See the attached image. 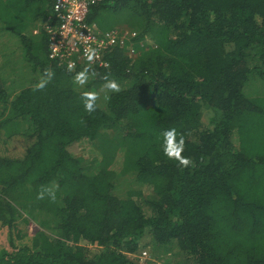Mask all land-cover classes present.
I'll return each instance as SVG.
<instances>
[{"label":"trees","instance_id":"1","mask_svg":"<svg viewBox=\"0 0 264 264\" xmlns=\"http://www.w3.org/2000/svg\"><path fill=\"white\" fill-rule=\"evenodd\" d=\"M54 2L0 0V32L37 74L10 92L0 76V141L25 143L0 150V264H139L149 239L173 258L162 263L264 264V94L244 90L264 79V0H90L87 22L119 30L102 20L125 11L135 35L90 65L85 89L73 78L87 64L50 57ZM46 68L52 80L34 91ZM105 76L120 91L88 113L81 94ZM173 128L188 167L164 155ZM82 141L100 158L71 152ZM123 174L150 192L121 196ZM42 188L55 201L37 199Z\"/></svg>","mask_w":264,"mask_h":264},{"label":"rangeland","instance_id":"2","mask_svg":"<svg viewBox=\"0 0 264 264\" xmlns=\"http://www.w3.org/2000/svg\"><path fill=\"white\" fill-rule=\"evenodd\" d=\"M125 16H128V14L125 11L123 12L107 11V14L106 16H104L102 22L106 25L116 24L119 25L120 28L122 29H127L129 28V26H127L128 25L127 22L124 21ZM0 53L2 55L0 56V76L6 79L9 92L14 85H16V89L18 90L21 85L25 86L31 83L35 79V76L37 74L34 73L28 66L29 64L27 62L25 63L24 60L22 59L21 57L22 53L20 51L18 38L14 36L12 33L5 32L2 34V32H0ZM250 76L252 77L253 75ZM262 79L263 78H259L257 76L255 78L253 76L252 79L247 81V84L244 89L245 92L254 96L263 95L264 79L263 80ZM87 83L84 86H80L75 83V86L79 89H85ZM87 90L91 91L90 88ZM92 92H96L98 94L99 98L97 99L96 102L101 106V108H104L110 91L105 89L102 85L100 87H97L95 90H92ZM203 121L205 124L208 122V118L206 114H204L203 116ZM1 139H2L0 141L1 153H5L10 157L11 155L21 153L24 149L25 143L21 140V138L14 139V138H6L5 136H2ZM70 150L74 154L78 156H82L84 157V159L88 161L92 160L93 158H97V159L100 158L98 151L88 141L78 142L74 144ZM117 162L118 163L120 162V158L117 159ZM117 170L119 171L120 169ZM129 189L132 190L141 189L145 193L150 192V190L147 189L145 186H140L139 183L132 182V177L130 178V176L128 177L127 175L123 174L118 178L117 191L121 196H124L128 193ZM28 226H29V230L35 228V224L31 222L29 223ZM2 246L8 247L7 229L4 227L0 228V247ZM88 247L90 250H93L95 248V246L92 245H89ZM143 248H145V250H147V252L150 253L152 258H168V257L172 258L171 255H169L168 253H164V251L161 248L155 246L150 239H149V243L146 242V246ZM173 251L175 252V249H173L172 252ZM136 254L138 255L139 252H137ZM132 258H135L137 260L136 256L133 257L132 255Z\"/></svg>","mask_w":264,"mask_h":264},{"label":"built area","instance_id":"3","mask_svg":"<svg viewBox=\"0 0 264 264\" xmlns=\"http://www.w3.org/2000/svg\"><path fill=\"white\" fill-rule=\"evenodd\" d=\"M89 4L90 0H55L53 13L56 21L52 25L48 20L46 24L50 57L56 58L59 63H65L68 68L72 64V70L76 69L78 63L89 65L84 56L86 48L96 49L98 52L91 65L107 66L108 63L104 61L107 50L114 45L122 46L125 40L135 35L134 31L104 30L87 22L85 18ZM133 51L132 47L128 48L130 55H133ZM137 259L139 264H171L152 258L145 249L141 250Z\"/></svg>","mask_w":264,"mask_h":264},{"label":"clouds","instance_id":"4","mask_svg":"<svg viewBox=\"0 0 264 264\" xmlns=\"http://www.w3.org/2000/svg\"><path fill=\"white\" fill-rule=\"evenodd\" d=\"M98 52L96 49L86 48L84 52L85 59L89 62V65L86 66L82 71L78 72L73 80L74 83L84 86L89 79V71L90 65L97 57ZM73 65H69V70L71 71ZM95 74V73H93ZM44 75L47 76L46 79L41 78L40 81L34 86V91L36 90H43L47 84L52 80L54 73L50 69L44 70ZM105 84L103 87L111 92H119L120 86L114 81L109 80L107 76L104 77ZM81 98L84 102L85 111L88 113H92L96 110V101L99 98L96 92L85 91L81 94ZM163 136V152L169 159H174L179 162L180 166L188 167L192 161L190 158L184 157L182 155L185 147V141L183 135L180 136L179 140H177V132L173 129L165 130L162 133ZM48 190L50 192V199L55 201V192L51 191L50 188H42L41 191L37 195V199H44L45 198V191Z\"/></svg>","mask_w":264,"mask_h":264}]
</instances>
